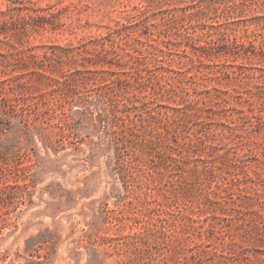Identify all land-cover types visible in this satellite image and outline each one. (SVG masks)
Listing matches in <instances>:
<instances>
[{"label": "rangeland", "instance_id": "rangeland-1", "mask_svg": "<svg viewBox=\"0 0 264 264\" xmlns=\"http://www.w3.org/2000/svg\"><path fill=\"white\" fill-rule=\"evenodd\" d=\"M201 1L0 0V264H264V0Z\"/></svg>", "mask_w": 264, "mask_h": 264}, {"label": "trees", "instance_id": "trees-1", "mask_svg": "<svg viewBox=\"0 0 264 264\" xmlns=\"http://www.w3.org/2000/svg\"><path fill=\"white\" fill-rule=\"evenodd\" d=\"M222 5L230 6L229 2H226V0H202L201 4H199L198 7H199L200 12L209 13V12L218 11V9ZM185 9H188V8H185ZM34 12H37V10H35ZM168 14H171V12H168ZM34 18H41V17L39 15H37ZM166 19H168L167 21H169V23H171V24H176L178 21L177 17L173 13L171 15L166 16ZM187 33L189 34V32H187ZM112 34H113V32H109L108 36L101 37L99 40L102 42V44H105V42L107 40H110V37L112 36ZM191 60H193V58Z\"/></svg>", "mask_w": 264, "mask_h": 264}]
</instances>
